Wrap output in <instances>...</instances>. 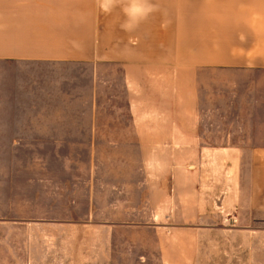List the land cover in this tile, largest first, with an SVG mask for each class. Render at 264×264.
<instances>
[{
  "label": "crops",
  "instance_id": "1",
  "mask_svg": "<svg viewBox=\"0 0 264 264\" xmlns=\"http://www.w3.org/2000/svg\"><path fill=\"white\" fill-rule=\"evenodd\" d=\"M151 3L156 10L126 32L122 10L105 14L97 0H0V201L27 187L14 174L28 155L34 166L54 156L60 217L80 206L98 214L104 249L116 231L135 237V261L172 264L173 253L193 264L181 235L194 243L193 222L228 210L236 223L211 229L226 231L236 264H252L256 245L264 262V226H252V214H264V13L244 17L241 36L227 34L225 63L204 65L188 51L180 4ZM216 92L226 93L224 105ZM204 116L226 123V136L207 141ZM111 149L121 166L107 164ZM205 157H222L213 180L204 168L218 160ZM88 169L99 171L95 191L84 181ZM220 176L229 190L212 209L205 195L220 189Z\"/></svg>",
  "mask_w": 264,
  "mask_h": 264
},
{
  "label": "rangeland",
  "instance_id": "2",
  "mask_svg": "<svg viewBox=\"0 0 264 264\" xmlns=\"http://www.w3.org/2000/svg\"><path fill=\"white\" fill-rule=\"evenodd\" d=\"M171 1L180 4L182 26L187 33H192V37L187 36L188 51H194L196 55H200L201 58L196 60L204 65L225 63L227 34L241 36L244 17H248L249 14L258 10L264 13V0ZM215 94L219 103L224 105L227 99L226 93L216 92ZM202 108L209 112L217 110L221 112L218 115L225 116L226 108L212 109L205 107V103ZM208 119L205 117L206 124H202L201 129L207 141H215L226 136V123L219 124L213 121V124L210 125L207 122ZM218 122H220L219 118ZM114 146L119 147L118 145ZM99 147H96L97 152ZM115 151L116 149H111L112 156L116 157L108 159L107 164L119 167L123 164V157L114 155ZM34 158V156L28 155L27 167L14 174L22 175L26 179L27 187L10 188L9 199L4 203L0 201V251L4 250L2 245H7L11 250V257L6 252H3L4 255L0 253V264H157L153 259L149 260L148 256L135 261L136 253H130L132 245L136 243L134 236L116 233V231L110 236L109 233L104 249V244H102L104 237L99 232V216L98 214L92 216L83 214V206L75 208V217H60L66 205L65 203L54 204V156H43V160H46L43 166L30 165L29 160L33 161ZM36 158H40V156ZM211 158L205 157L204 164L218 160V165L210 167L207 165V168H204V174L211 175L209 177L213 180L212 174L214 176L217 170L219 172L222 170V165H220L222 157ZM132 162H134L133 158L127 164ZM75 170L78 171V165L75 166ZM98 174V169L90 171L88 169L83 173L85 184L89 185L91 191L96 189ZM204 182L207 183L206 180ZM220 184L219 193L218 190L215 193L209 190V194L205 195V198L211 201L212 209H220V205L213 199L223 191L229 190L227 187L221 189L223 186L221 176ZM85 188L80 189L88 190ZM227 211L222 212L223 214L218 212L220 215L218 220H212L209 217L193 222L197 224L192 228L193 233L190 234L194 243L187 242L190 239L189 235H181L180 238L183 240L184 246L188 245V252L192 255L193 264H236L232 259L236 253L232 252L231 247H228L226 231L217 234L216 230H212L210 227L215 224L225 229L235 224L236 222H232L225 216ZM254 214H252L253 228L264 226V214ZM172 222L178 224L176 221ZM146 239L147 237H139V241H146ZM179 243V239L172 241L171 251L175 253ZM258 250V245L252 247V264L262 262ZM238 254L237 256H241V252ZM127 255L130 257H126ZM171 262L172 264L179 262L178 257L173 256V253ZM262 263L264 264V262Z\"/></svg>",
  "mask_w": 264,
  "mask_h": 264
},
{
  "label": "clouds",
  "instance_id": "3",
  "mask_svg": "<svg viewBox=\"0 0 264 264\" xmlns=\"http://www.w3.org/2000/svg\"><path fill=\"white\" fill-rule=\"evenodd\" d=\"M97 4L105 14H110L119 7L125 17L120 27L126 32L135 31L140 23L156 10L151 0H97Z\"/></svg>",
  "mask_w": 264,
  "mask_h": 264
},
{
  "label": "built area",
  "instance_id": "4",
  "mask_svg": "<svg viewBox=\"0 0 264 264\" xmlns=\"http://www.w3.org/2000/svg\"><path fill=\"white\" fill-rule=\"evenodd\" d=\"M229 219H230L232 222H236V218H235V216H233V215H231V214H230V216H229Z\"/></svg>",
  "mask_w": 264,
  "mask_h": 264
}]
</instances>
